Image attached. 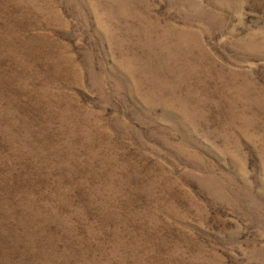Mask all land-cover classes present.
<instances>
[{
    "label": "rangeland",
    "instance_id": "374dc122",
    "mask_svg": "<svg viewBox=\"0 0 264 264\" xmlns=\"http://www.w3.org/2000/svg\"><path fill=\"white\" fill-rule=\"evenodd\" d=\"M0 264H264V0H0Z\"/></svg>",
    "mask_w": 264,
    "mask_h": 264
}]
</instances>
